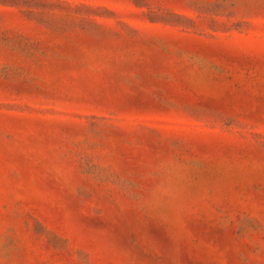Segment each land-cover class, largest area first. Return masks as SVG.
Instances as JSON below:
<instances>
[{"label":"rangeland","instance_id":"obj_1","mask_svg":"<svg viewBox=\"0 0 264 264\" xmlns=\"http://www.w3.org/2000/svg\"><path fill=\"white\" fill-rule=\"evenodd\" d=\"M0 264H264V0H0Z\"/></svg>","mask_w":264,"mask_h":264}]
</instances>
